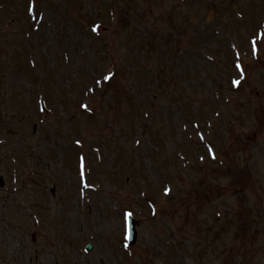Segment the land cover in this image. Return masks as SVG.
Instances as JSON below:
<instances>
[{
  "label": "rangeland",
  "instance_id": "rangeland-1",
  "mask_svg": "<svg viewBox=\"0 0 264 264\" xmlns=\"http://www.w3.org/2000/svg\"><path fill=\"white\" fill-rule=\"evenodd\" d=\"M5 1L18 0H0ZM47 1L51 7L41 6L39 23L31 26L27 16L26 22H15L18 28H31L30 52L22 58L21 52L16 53V66L26 69L24 76L30 75L35 83L28 84L17 73L15 77L0 75V110L5 107L1 116L15 122L8 126L0 118V264H121L127 256L125 251L132 255L129 264H264V39H260L264 33V0H239L237 18L197 8L202 19H192V31L182 29V22L173 23L169 18L175 0H100L103 6L99 10L95 8L97 0ZM206 1L208 5L215 1L222 8L226 5V0ZM84 4L92 11L75 19L74 11ZM147 5L162 18L158 13L155 18L146 9L148 15L142 14L135 23L144 28L138 29L133 40H123L124 48L119 51L116 43L123 35L119 26L122 19L134 17V10ZM111 9L114 13L109 16ZM188 10L185 8L183 15H189ZM94 17L101 21V27L95 28L101 32L98 40L85 32L84 23ZM11 19L12 16H5L3 21L7 24ZM229 26L232 28L226 29ZM254 38L255 51L251 45ZM95 40L100 49L103 45L109 47V56L115 55L117 62L106 59L104 69L98 61L97 69L92 70L98 58ZM61 41L71 44L73 54H84L85 61L75 54L72 65L77 70L87 67L79 77L90 73L88 85L110 70L106 67L118 68L112 86L103 93L106 98L91 97L88 90L80 89L81 84L74 87L71 62L65 64L62 59L61 64L58 60L52 63L58 57ZM11 50L10 55L14 56V48ZM175 53L179 55L175 57ZM38 57L45 62L40 68L49 65L41 82V71L27 67L30 60L36 63ZM227 63L229 66L225 67ZM3 66L4 61L0 70ZM63 67H67V73L62 72ZM224 73L242 82V90H227ZM134 96L143 106L129 108L124 121L122 113L114 108ZM43 100L46 105L40 112L38 104ZM182 100L187 103L178 109ZM243 100L245 103L240 105L245 108L241 111L237 102ZM81 102L94 110L93 117L98 112L108 116L104 122L91 123L97 131L88 127L85 117H93L79 110ZM149 105L152 111L145 117L143 112ZM123 109L120 105L119 110ZM110 118L115 127L110 126ZM195 122L200 140L193 135L196 144L192 147L183 135ZM73 127L85 135L87 146L93 144L92 150H101L100 154L96 152V161L103 173L99 178L94 176L98 169L92 173L94 186L79 184L75 171L70 169L69 163L76 157L72 147H67ZM150 131L153 134L149 137ZM110 141L120 149L122 161L131 172L124 167L123 173L114 175L116 161H111ZM177 148L182 149V155L173 156ZM205 148L213 153V160H209ZM202 150L205 152L199 154ZM20 152L25 156L23 167L18 162ZM52 152H60L62 157ZM81 152L89 166L93 155ZM165 163L167 167L163 169ZM43 164L47 174L43 179L39 177L41 181L37 183L31 178L36 175L31 173ZM163 171L174 173L175 180L191 179L192 189L197 188L193 194L180 197L188 207L184 211L189 213L184 214L189 219L179 220L184 207L176 201L162 204V210L175 220H147L139 192L160 197L157 179ZM139 180L143 182L140 191L136 185ZM168 180L163 174L162 182ZM204 188L211 191L208 196ZM124 209L132 210L137 221V239L127 247L129 250L122 248L120 239ZM208 219L213 220L212 226H208ZM213 226L215 229L211 230ZM165 228H171L169 235ZM237 231H241V236ZM209 235L214 236L212 243ZM79 242L81 249L90 244V252L81 253ZM175 244L177 249H173ZM195 253L199 260L193 256Z\"/></svg>",
  "mask_w": 264,
  "mask_h": 264
},
{
  "label": "snow or ice",
  "instance_id": "snow-or-ice-1",
  "mask_svg": "<svg viewBox=\"0 0 264 264\" xmlns=\"http://www.w3.org/2000/svg\"><path fill=\"white\" fill-rule=\"evenodd\" d=\"M95 30V29H94ZM260 39H264V33H261L260 34ZM251 45H252V48H253V50L255 51L256 50V45H257V39H252L251 40ZM237 67L239 68L240 67V65L239 64H237ZM109 77H106V79H108ZM235 83H239V81H235ZM77 143H79V141H77ZM83 167V166H82ZM81 176H83V171H81ZM87 186V185H86ZM169 190L168 189H165V192L167 193ZM133 216V213L131 212V211H128V212H125L124 213V219H125V222H126V227H128V220H129V218H131ZM125 246H127V245H125Z\"/></svg>",
  "mask_w": 264,
  "mask_h": 264
},
{
  "label": "trees",
  "instance_id": "trees-1",
  "mask_svg": "<svg viewBox=\"0 0 264 264\" xmlns=\"http://www.w3.org/2000/svg\"><path fill=\"white\" fill-rule=\"evenodd\" d=\"M152 134H153V132H150V133H149V137H150ZM154 139H156V137H155ZM158 141H159V139H158Z\"/></svg>",
  "mask_w": 264,
  "mask_h": 264
}]
</instances>
